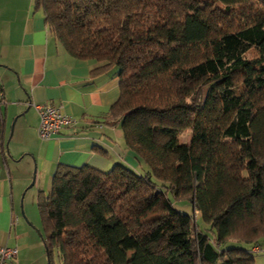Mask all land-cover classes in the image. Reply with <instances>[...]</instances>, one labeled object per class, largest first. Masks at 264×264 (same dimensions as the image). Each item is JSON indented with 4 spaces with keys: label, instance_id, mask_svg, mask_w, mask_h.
<instances>
[{
    "label": "trees",
    "instance_id": "trees-1",
    "mask_svg": "<svg viewBox=\"0 0 264 264\" xmlns=\"http://www.w3.org/2000/svg\"><path fill=\"white\" fill-rule=\"evenodd\" d=\"M35 5L71 56L116 69L105 121L145 166H57L37 197L49 264L53 250L60 264H253L264 243V0Z\"/></svg>",
    "mask_w": 264,
    "mask_h": 264
},
{
    "label": "crops",
    "instance_id": "crops-1",
    "mask_svg": "<svg viewBox=\"0 0 264 264\" xmlns=\"http://www.w3.org/2000/svg\"><path fill=\"white\" fill-rule=\"evenodd\" d=\"M97 66L64 49L35 0H0V244L18 248L13 264H47L42 229L20 217L26 220L21 201H27L23 191L33 175L37 201L49 191L60 164L107 170L123 163L145 170L125 147L121 128L105 121L120 93L116 69L93 71ZM33 103L58 106L77 123L41 139ZM253 264H264V255Z\"/></svg>",
    "mask_w": 264,
    "mask_h": 264
},
{
    "label": "built area",
    "instance_id": "built-area-1",
    "mask_svg": "<svg viewBox=\"0 0 264 264\" xmlns=\"http://www.w3.org/2000/svg\"><path fill=\"white\" fill-rule=\"evenodd\" d=\"M3 99V90L0 80V101ZM39 116L37 127L38 136L41 139H48L65 127L75 125L77 120L67 114L58 106L48 103L32 104ZM18 248L0 244V264H13Z\"/></svg>",
    "mask_w": 264,
    "mask_h": 264
},
{
    "label": "rangeland",
    "instance_id": "rangeland-1",
    "mask_svg": "<svg viewBox=\"0 0 264 264\" xmlns=\"http://www.w3.org/2000/svg\"><path fill=\"white\" fill-rule=\"evenodd\" d=\"M250 55H252V51H249V56ZM189 137H190V130L186 129L176 136V140L180 143L181 142H188ZM32 187L29 186L28 189H25L23 191L24 192L23 197L27 201H21V203H22V209L24 211V215L26 217V220L23 219V217L21 215H20V217H21L22 221H24V223L28 224L30 227H34L35 225L36 226L39 225L40 228L42 229L41 219H40V215H39L38 208H37V201H35V196L31 194L32 189H33ZM172 205L177 210H179L181 212L191 213L193 215V217L195 215L193 208H192L190 203H183L180 201H172ZM197 222L200 224L201 223L200 219H197ZM39 234L41 235V237L43 239V236H42L43 232L41 231V233L39 232ZM235 244L242 245L241 243H235ZM42 246H43V251H44L45 257H47L44 242L42 243ZM259 255H264V243L261 244V249L253 252L254 259L259 257ZM46 259H47V264H49L48 257ZM51 264H60V258H59V255H58L56 250L52 251Z\"/></svg>",
    "mask_w": 264,
    "mask_h": 264
},
{
    "label": "water",
    "instance_id": "water-1",
    "mask_svg": "<svg viewBox=\"0 0 264 264\" xmlns=\"http://www.w3.org/2000/svg\"><path fill=\"white\" fill-rule=\"evenodd\" d=\"M33 181H34V175H33V178H32V181L30 183V186L33 184ZM194 211V210H193Z\"/></svg>",
    "mask_w": 264,
    "mask_h": 264
}]
</instances>
